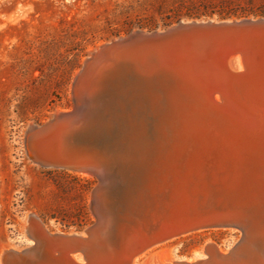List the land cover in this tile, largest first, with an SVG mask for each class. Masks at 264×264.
<instances>
[{"label":"water","instance_id":"water-1","mask_svg":"<svg viewBox=\"0 0 264 264\" xmlns=\"http://www.w3.org/2000/svg\"><path fill=\"white\" fill-rule=\"evenodd\" d=\"M72 94L70 110L27 126L24 147L37 165L97 176L96 220L68 232L42 222L39 231L31 212L30 243L4 249L0 264H132L155 241L209 229L240 237L223 254L207 243L173 264H264V16L182 18L113 36L86 54ZM178 101L210 106V129L168 131L159 150L168 154L178 134L176 145L201 159L170 166L164 179L163 167L150 172L158 147L137 154L136 167L113 161L109 138L132 129L126 119L145 118L150 132Z\"/></svg>","mask_w":264,"mask_h":264},{"label":"rangeland","instance_id":"rangeland-1","mask_svg":"<svg viewBox=\"0 0 264 264\" xmlns=\"http://www.w3.org/2000/svg\"><path fill=\"white\" fill-rule=\"evenodd\" d=\"M153 3L0 0V246L30 243L24 226L31 212L52 231H82L96 220L91 200L97 176L35 164L25 151V130L30 123H43L53 113L73 107L72 83L92 48L135 28L153 30L178 21L163 16ZM125 122L132 129L109 138L113 161L125 159L136 167L137 154L158 147L157 163L161 162L165 153L159 150L160 132L167 131L171 120L155 122L153 136L152 130L144 129L145 118ZM239 237L238 230H202L164 243L153 252L158 261L191 258L202 255L208 242L225 251Z\"/></svg>","mask_w":264,"mask_h":264},{"label":"bare ground","instance_id":"bare-ground-1","mask_svg":"<svg viewBox=\"0 0 264 264\" xmlns=\"http://www.w3.org/2000/svg\"><path fill=\"white\" fill-rule=\"evenodd\" d=\"M89 91V90H88ZM180 101H178L175 105L174 103H171V109H172V112H170V124L169 126L167 127V131H162L160 132L161 134V137L163 139L166 138V140L168 139V137L166 136L168 131L171 132V133H182V132H188V131H199V130H207V129H210V116L212 115L210 112L211 107L208 106V105H203V104H200V105H197L195 104L193 106L192 105H186L184 103H182V101L179 103ZM187 108H191L190 109V112H187V113H190L191 115H188L186 117L183 116V112L185 109ZM201 110V116L198 115H194L192 116V114L195 112V111H200ZM58 112V111H57ZM178 113V117L179 118H182V119H179L178 121H175L173 122L174 120H176V118L174 116H176V114ZM185 113V114H187ZM54 114V113H53ZM52 114V115H53ZM51 115V116H52ZM29 125H35V123H30ZM173 146L171 145L170 149H168L167 151L170 150V152H168V154H165V157L163 158V160L161 162H158L159 166L157 168H151L150 169V172H151V175L153 172H156L158 173V175L161 173V169L160 168H164V172L163 173V179L166 177L165 174L167 173L168 174V170L170 169V166H173V167H177L178 165L179 166H186L188 167L190 164H191V161H195L196 157L198 158H202V151L201 152H198V150H195L193 153H191V155L189 156H192V158L190 159V157L188 156V154L185 152V151H182V149L180 148V145H176V143L178 144V141H179V137L178 134H174L173 136ZM157 164V165H158ZM161 164V166H160ZM167 165V166H166ZM45 167H48V166H45ZM69 170H72V169H69ZM77 172H80V173H83V174H90L86 171H81V170H77ZM166 174V175H167ZM94 175V174H93ZM34 215L33 216V222L34 224L36 225V228L37 230L39 231H43L44 227L46 228V226H44V224L42 223V220L40 218L39 215L37 214H32ZM198 232V231H196ZM195 233V232H193ZM191 234V233H190ZM185 235H188V234H184L182 236H185ZM181 237V236H179ZM179 237H174L170 240H166V241H155L153 244L150 245V247H147L145 248L141 253H140V256L136 259H134L133 263L132 264H173L175 261H176V258H170L169 260H161V261H158L157 258H156V255L155 253L153 252L155 250L156 247L164 244V243H167L169 241H172L176 238H179ZM208 246V251L211 252V253H214L215 251H218L219 253H224V251L217 245L215 244L214 242H208L207 244ZM14 249V250H18L16 247H13L11 245H3V246H0V256L2 255V252L4 249Z\"/></svg>","mask_w":264,"mask_h":264},{"label":"trees","instance_id":"trees-1","mask_svg":"<svg viewBox=\"0 0 264 264\" xmlns=\"http://www.w3.org/2000/svg\"><path fill=\"white\" fill-rule=\"evenodd\" d=\"M259 1V2H258ZM153 8L168 19L264 14V0H153ZM117 34L119 32H116Z\"/></svg>","mask_w":264,"mask_h":264}]
</instances>
